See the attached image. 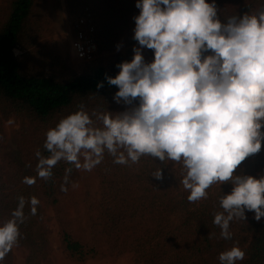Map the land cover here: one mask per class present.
I'll return each instance as SVG.
<instances>
[{"label":"trees","instance_id":"obj_1","mask_svg":"<svg viewBox=\"0 0 264 264\" xmlns=\"http://www.w3.org/2000/svg\"><path fill=\"white\" fill-rule=\"evenodd\" d=\"M37 3H0V139H5L3 123L15 117L20 121L14 135L18 148L27 144L31 127L37 132L42 124L52 128L81 105L95 113L114 108V114L131 107L113 99L118 87L108 85L105 77L117 75V65L133 58L130 51L117 52V45L135 26L133 18L139 14L136 0H65L70 15L84 8L92 11L98 53L115 58L80 73L71 70L59 54L40 45L42 23L36 14ZM215 3L222 22L232 15L264 9V0ZM16 50L21 54L16 55ZM100 82L104 86L97 88ZM1 145L0 224L12 218L21 196L26 203L18 242L0 264H13L15 247L28 249L26 264H47L52 220L58 223L64 252L80 264L129 253L134 255L135 264H219V253L233 246L245 252L237 264H264V218L257 221L254 212L246 211L247 220L230 223L231 239L222 238L220 228L213 224L214 215L223 211L220 196L232 191L230 181L211 185L206 198L189 202L188 192L180 184L184 173L181 164L169 161L167 167L158 158L144 155L136 163L121 165L107 152L91 171L57 163L45 180L23 163L19 151ZM67 168L72 171L67 191H62ZM157 169L163 171L161 180L152 177ZM235 174L264 176V142L261 151L241 162ZM26 177L35 182L25 183ZM31 197L39 200L36 215L30 212Z\"/></svg>","mask_w":264,"mask_h":264},{"label":"clouds","instance_id":"obj_2","mask_svg":"<svg viewBox=\"0 0 264 264\" xmlns=\"http://www.w3.org/2000/svg\"><path fill=\"white\" fill-rule=\"evenodd\" d=\"M135 6L133 39L139 46L131 61L117 65V75L105 77L118 87L113 99L131 107L89 114L81 105L62 118L45 134L49 155L36 153L37 175L47 180L61 160L91 171L105 152L121 165L144 155L179 163L189 202L206 198L213 184L231 182L232 191L219 198L223 211L213 219L220 236L231 239L230 223L247 220L246 211L254 212L257 221L264 218V176L235 174L264 142V9L222 22L215 0H136ZM144 48L153 51L150 63ZM93 116L102 126L94 125ZM71 171L65 169L62 191ZM152 177L163 179L162 169ZM24 182L35 181L26 177ZM25 203L21 196L12 218L0 224V260L18 242ZM28 203L36 215L39 200L31 197ZM244 257L233 246L218 260L237 264Z\"/></svg>","mask_w":264,"mask_h":264},{"label":"rangeland","instance_id":"obj_3","mask_svg":"<svg viewBox=\"0 0 264 264\" xmlns=\"http://www.w3.org/2000/svg\"><path fill=\"white\" fill-rule=\"evenodd\" d=\"M4 0H0L2 3ZM36 14L41 18L42 29L40 32L39 43L43 47L50 49L52 52L59 54L63 60L66 61L68 66L76 73H80L86 67H91L99 64L100 62L109 63L115 60L112 54H99L96 59L89 64L79 61L72 51V40H73V23L76 15H70L67 12L65 0H36ZM135 27V26H134ZM134 27L125 33L120 40V49L117 52L126 53L130 51L134 56V46H139L138 42L133 39ZM143 55L146 62H151L154 58L153 51L144 48ZM16 55H20L21 51L16 50ZM48 73L50 71L48 70ZM115 112L114 108L107 109L103 112ZM89 114L95 113L93 111H87ZM100 112V113H103ZM94 125L102 124L101 121L97 120L95 116L92 117ZM20 129L19 119L12 117L5 121L2 125L1 131L5 135V139H0L1 146H8L10 151H19L23 163L28 165L34 174L37 173L38 158L36 156L37 151L43 156H48L49 153L44 150L43 145L45 141V134L50 129L49 125L42 124L40 131H35L31 127L29 139L27 144L19 147L14 140V135ZM9 151V152H10ZM58 163H65L61 160ZM167 167H170V163H167ZM49 214L52 216V208L49 207ZM51 229L50 243L51 250L46 256L45 263L49 264H80L71 261L67 254L64 252L61 246V240L59 235V226L55 220H52L49 224ZM76 230V229H75ZM28 258V249L24 247H15L13 249V264H26ZM83 264H135L134 255L129 253L119 258H93Z\"/></svg>","mask_w":264,"mask_h":264},{"label":"built area","instance_id":"obj_4","mask_svg":"<svg viewBox=\"0 0 264 264\" xmlns=\"http://www.w3.org/2000/svg\"><path fill=\"white\" fill-rule=\"evenodd\" d=\"M72 51L86 64L92 63L98 55L96 23L89 8H84L74 18Z\"/></svg>","mask_w":264,"mask_h":264}]
</instances>
